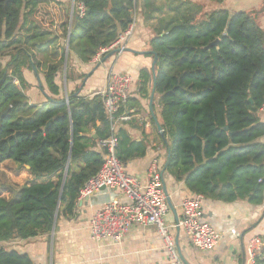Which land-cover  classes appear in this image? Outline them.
<instances>
[{
	"label": "trees",
	"instance_id": "16d2710c",
	"mask_svg": "<svg viewBox=\"0 0 264 264\" xmlns=\"http://www.w3.org/2000/svg\"><path fill=\"white\" fill-rule=\"evenodd\" d=\"M45 2L0 0V59L8 57L0 62V163L29 166L38 181L10 186V199L0 195V244L48 236L50 245L58 221L73 216L80 189L101 169L99 140L110 135L102 99L85 98L80 89L65 98L63 68L66 83L83 82L88 74H76L73 56L90 64L137 13L154 34L150 48L158 56L154 112L166 140L165 170L208 200L264 202V30L251 14L206 11L189 0H75L64 30L67 55L65 44L58 51L57 38L30 22ZM25 69L43 76L47 104L29 103ZM140 79L149 99L151 74L142 70ZM117 138L121 162L146 157L145 137L134 140L121 127ZM0 264L34 263L1 245Z\"/></svg>",
	"mask_w": 264,
	"mask_h": 264
},
{
	"label": "crops",
	"instance_id": "0c3cea01",
	"mask_svg": "<svg viewBox=\"0 0 264 264\" xmlns=\"http://www.w3.org/2000/svg\"><path fill=\"white\" fill-rule=\"evenodd\" d=\"M189 1L202 5L206 11L227 10L232 15L239 12L249 13L264 30V0H223L222 3L211 0ZM72 4L73 0L47 1L36 9L30 19L32 24L57 38L58 51H61L64 44L66 50L68 47L64 30L66 22L70 21L73 15ZM135 24V32L125 47L129 51H122L109 58L88 78L84 86L81 80L66 83V71L63 68V95L66 98L68 93L80 89V95L91 98L105 87L110 72L130 75L133 78V86L128 108H132V112L135 113L133 119L122 127L128 130L134 140L140 141L145 137L150 147L146 157L127 163L128 173L144 183L148 180L153 163L158 162L173 207L172 209L169 207L165 224L175 237L178 253L180 252L189 264H246V247L249 240L253 236H259L264 240V202L261 205H253L248 201L224 203L204 199L203 217L221 235L220 244L211 251L195 248L183 230L171 229L183 216L182 201L193 194L184 182H177L165 170L168 159L166 140H163L158 129L152 124L150 97L147 99L142 93L140 79L142 70L151 74L154 57L148 52H151L150 41L154 34L151 29L144 26L143 19L138 13L135 16ZM29 27L28 25L20 35L23 40ZM7 60L8 57L0 59V62L4 64ZM71 66L79 75L89 74L94 69L92 63L83 64L74 56ZM23 75L30 85L27 91L29 103L37 106L47 104L46 96L49 93L46 88L41 90L40 85L43 76L39 79L35 72L28 69L24 70ZM148 89L152 91V81ZM157 119L159 120L158 117ZM260 119L264 122V112H261ZM145 124L149 127L145 128ZM261 141L264 142V137ZM10 163V161L0 163V195L7 199L12 197L10 186L18 188L38 182L26 166H14ZM113 199L126 201L119 191L109 189L101 190L94 197L85 200L76 214L62 217L58 221L54 233L51 234L50 245L48 236H40L26 241L2 243L0 246L28 254L34 264H173L163 238L154 226H133L120 244L96 243L91 239L88 228L91 216Z\"/></svg>",
	"mask_w": 264,
	"mask_h": 264
},
{
	"label": "built area",
	"instance_id": "2783aa9c",
	"mask_svg": "<svg viewBox=\"0 0 264 264\" xmlns=\"http://www.w3.org/2000/svg\"><path fill=\"white\" fill-rule=\"evenodd\" d=\"M78 8L79 15L83 16L85 8L83 6ZM135 27L136 24L133 22L111 46L102 49L91 63L98 64L105 54L125 49L135 32ZM132 86L133 78L130 75L112 71L108 74L105 87L98 93L110 122V135L99 140L98 146L103 154L104 163L98 174L80 189L73 215L78 212L85 200L94 197L103 188L119 191L126 201L113 199L91 216L88 225L91 239L96 243L120 244L133 226H154L162 236L173 264H183L177 251L175 237L165 224L169 212V195L158 162L153 163L148 180L143 183L129 174L127 164L117 157L119 128L133 119V114L128 110ZM148 127L149 125L145 124V128ZM204 199L202 195L195 194L185 198L181 203L183 216L171 229L183 230L195 248L211 251L220 244L221 235L203 217ZM258 259H264V240L259 236H253L246 247V264H255Z\"/></svg>",
	"mask_w": 264,
	"mask_h": 264
},
{
	"label": "water",
	"instance_id": "95a60500",
	"mask_svg": "<svg viewBox=\"0 0 264 264\" xmlns=\"http://www.w3.org/2000/svg\"><path fill=\"white\" fill-rule=\"evenodd\" d=\"M74 2H75V0H73V3H74ZM71 19H72V18H71ZM69 34H70V33H69ZM216 44H217V41H216L215 43L211 44L208 48H210V47H212V46H214V45H216ZM68 51H69V49H68V47H67V50H66V54H67V55H68ZM122 51H129V50H126V49L121 50V49H119V50H115V51H112V52H110L109 54H107V55L102 59V61H101L100 63H98V64L95 66V68H94V69L88 74L87 78L84 79L82 86L85 85V83H86V81L88 80V78L91 77V76L93 75V73H94L97 69H99V68L101 67L102 64H104L109 58H111V57L114 56L115 54H118V53H120V52H122ZM148 54H153V56H154V60H153L152 67H151L152 91H151L150 100H149V108H150V113H151V115H152V118H153V120H154V122H155V124H156V127H157V129H158L160 135L163 136V135H164L163 128H162V126H161V124H160L159 120L157 119V117H156V115H155V112H154V99H155V86H156V71H155V66H156V63H157V60H158V56H157L154 52H152V51H151V52H148ZM64 71H66V64H65V67H64ZM4 114H5V113H4ZM4 114H3V115H4ZM94 137H96V136H94ZM26 168H27L28 170H30V167H29V166H26ZM102 190H105V188H103ZM87 200H89V199H87ZM168 204H169V207L172 209L173 207H172V205H171L170 200H168ZM178 230H180V229H178ZM53 233H54V231H53ZM179 257H180V259L182 260L183 264H189V263L183 258L182 254H181L180 252H179Z\"/></svg>",
	"mask_w": 264,
	"mask_h": 264
},
{
	"label": "rangeland",
	"instance_id": "374dc122",
	"mask_svg": "<svg viewBox=\"0 0 264 264\" xmlns=\"http://www.w3.org/2000/svg\"><path fill=\"white\" fill-rule=\"evenodd\" d=\"M70 9H71V8H70ZM73 11H74V3L72 4V14H73ZM5 62H6V61H4V64H5ZM8 161H10V162H11L10 164H12V165H14V166H20L18 163L14 162V161H12V160H8Z\"/></svg>",
	"mask_w": 264,
	"mask_h": 264
}]
</instances>
